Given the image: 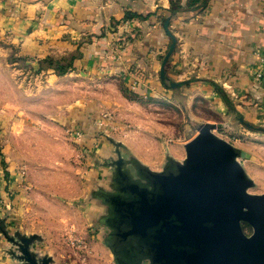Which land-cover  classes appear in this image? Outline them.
<instances>
[{
  "label": "crops",
  "instance_id": "0c3cea01",
  "mask_svg": "<svg viewBox=\"0 0 264 264\" xmlns=\"http://www.w3.org/2000/svg\"><path fill=\"white\" fill-rule=\"evenodd\" d=\"M202 1L0 0V38H8L9 46L19 55L38 59L55 52L79 54L72 70L74 76H79L71 83L74 110L65 115L66 108L63 109L61 126H51L45 121H41L43 125H33L41 119L39 116H36L39 120L33 119L29 111L32 94L22 95L23 101L19 99L22 96H18V81L12 67L3 62L0 48V71L9 74L6 78L0 72V200L3 202L6 195L12 194L13 201L6 206L10 209L14 204L11 222L24 223L33 214H38V218L46 215L41 203L48 195L42 191L61 198L69 196L72 181L63 174L49 176V170L43 166H52L50 161H21L17 148L38 150L46 142L43 137L48 131L57 127V133H63L73 128L89 110L91 117L96 116V107L82 110L76 105L81 100V77H86L85 74L93 84L90 95L95 100L101 91L96 85L108 88L120 83L125 89L136 91L138 97L158 105L168 103L176 107L168 102L174 94L186 108L199 96L214 106L212 112L219 117L231 116L215 85L240 115L252 119L264 117V86L254 79L258 55L264 57V0H204V5ZM126 13L133 17L125 19ZM165 19L169 20L168 30L176 40L165 66V77L179 84L176 88L166 87L167 81L159 78L163 53L170 44L162 28ZM3 86L9 87L4 88L9 93L1 94ZM184 145L174 144L165 156L182 160ZM133 157L141 162L138 156ZM20 168L25 170L22 180L16 178ZM98 175L96 172L90 179L95 182ZM82 192L86 194V190L79 194ZM33 203L42 209L33 208ZM63 213L61 210L56 214L58 220L64 219ZM5 224L8 228V220ZM18 231L23 235H41L32 228ZM6 248L0 239V264H13ZM35 249L39 250L37 245Z\"/></svg>",
  "mask_w": 264,
  "mask_h": 264
},
{
  "label": "rangeland",
  "instance_id": "374dc122",
  "mask_svg": "<svg viewBox=\"0 0 264 264\" xmlns=\"http://www.w3.org/2000/svg\"><path fill=\"white\" fill-rule=\"evenodd\" d=\"M0 48L3 51V62L7 67H12V73L18 81V96L32 94L30 96L33 103L29 111L33 114V119H37L36 116L41 119L39 122L35 121L33 125H43L41 121H45L51 126H61L63 109L66 108L65 115L74 110L72 106L75 104L72 98L74 91L71 83L79 76H74L72 70L67 71L65 76L58 75L47 66L45 60L51 59L57 63L56 61H60L61 58L68 59L73 52L67 54L55 52L44 58L32 59L19 55L9 46L6 37L0 38ZM166 51L165 49V53ZM75 55L77 57L79 54ZM0 72L3 77H9V74L3 75L4 70ZM85 76L81 77V100L76 102V105L82 110L87 106L96 107L98 110L96 116L91 117L89 114L92 110H89L83 114L82 119L78 118L79 122L74 124L73 128H69L70 130L57 133L55 127L54 131H48L43 137L46 142L38 150L17 148L21 161L26 159L50 161L52 166H43L49 170V176L63 174L67 180L72 181L69 196L61 198L42 191L45 196L48 195L44 197V203H41L44 205L46 215L38 218V214H30L32 216L24 223L10 221L14 205L11 204L10 209H6L8 202L13 201L10 192L3 198L5 201L0 200L2 214L0 216L8 220V231L12 233L23 228L39 231L42 241L36 244L37 248L50 255L53 264H114L110 252L102 243L106 230L96 223L102 208L96 202L88 200L91 186L95 183L106 184L110 169L105 164L110 158L115 157L114 146L105 136L127 147V150H120L123 157L138 156L143 164L157 172L162 169L165 155L170 154L169 147L174 144L182 146L196 135L198 127L205 120H214L212 123L220 124L221 128L213 133L248 155V159L239 162L254 183L249 193H264V132L257 130L264 129V117L259 115L258 118L252 119L244 117V114L240 115L239 112L219 117L220 115L212 112L214 106L203 99L200 100L199 96L186 108H183V101L177 99L174 94L168 102L176 107L168 103L158 105L152 100L138 97V94L134 96L127 93L120 83L108 88L96 85L101 91L97 92L98 97L95 100L90 95L93 84L89 82L88 75ZM60 82L62 85H59ZM165 84L168 87V82ZM60 86L62 88H59ZM4 88L9 89L8 86H3L1 94L9 93L8 89L5 91ZM21 98L19 99L23 101V96ZM240 118L243 122H240ZM245 123L252 125L254 129H248ZM159 127L165 129V132ZM78 129L83 130L79 140L76 136ZM20 170L21 168L16 172L17 179ZM96 172L100 175L94 182L90 178L95 177ZM22 177L25 178V170ZM80 184L82 188L79 187ZM81 190H86V194L83 192L79 194ZM32 206L38 210L41 208L38 203H33ZM61 210L65 217L58 220L56 214ZM243 229L246 233L250 232L246 225ZM0 239L7 245L1 236Z\"/></svg>",
  "mask_w": 264,
  "mask_h": 264
},
{
  "label": "water",
  "instance_id": "95a60500",
  "mask_svg": "<svg viewBox=\"0 0 264 264\" xmlns=\"http://www.w3.org/2000/svg\"><path fill=\"white\" fill-rule=\"evenodd\" d=\"M168 24L162 23L170 44L159 78L176 88L165 77L176 44ZM220 128L201 124L185 143L184 158L165 156L157 172L123 157V144L105 136L115 157L105 164L106 184L94 185L88 200L102 208L96 223L106 230L102 243L114 264H264V193H249L254 183L239 162L248 155L213 133ZM0 236L13 264H53L50 255L35 249L39 235L11 233L0 218Z\"/></svg>",
  "mask_w": 264,
  "mask_h": 264
},
{
  "label": "trees",
  "instance_id": "16d2710c",
  "mask_svg": "<svg viewBox=\"0 0 264 264\" xmlns=\"http://www.w3.org/2000/svg\"><path fill=\"white\" fill-rule=\"evenodd\" d=\"M206 1V0H205ZM204 0L202 1V5H204ZM133 15L130 13H126L125 19H130L132 18ZM78 59V56L73 53L68 59H62L60 61H56L57 63H54L51 59H46L45 62L47 66L52 68L58 75H64L67 73L69 70H73V62ZM215 91L221 96L223 99V102L225 105L229 108V110L233 113L236 114V111H234V106L231 100L226 96V94L217 86L214 85ZM127 93H130L134 96H137L136 91H129L126 89Z\"/></svg>",
  "mask_w": 264,
  "mask_h": 264
},
{
  "label": "built area",
  "instance_id": "2783aa9c",
  "mask_svg": "<svg viewBox=\"0 0 264 264\" xmlns=\"http://www.w3.org/2000/svg\"><path fill=\"white\" fill-rule=\"evenodd\" d=\"M264 78V57L258 55V64H257V69L254 73V79L255 81L259 82V83H263L264 86V82L262 81ZM134 88L132 87V90ZM76 136H78V140L80 139V137L82 136V132L81 131H76ZM24 175V171L20 170V175H19V179L22 180ZM1 202V201H0Z\"/></svg>",
  "mask_w": 264,
  "mask_h": 264
},
{
  "label": "flooded vegetation",
  "instance_id": "af4514ba",
  "mask_svg": "<svg viewBox=\"0 0 264 264\" xmlns=\"http://www.w3.org/2000/svg\"><path fill=\"white\" fill-rule=\"evenodd\" d=\"M161 171V170H160ZM242 227H244V225L242 226ZM248 235V234H247ZM113 260V259H112ZM147 262H144V264H146Z\"/></svg>",
  "mask_w": 264,
  "mask_h": 264
}]
</instances>
